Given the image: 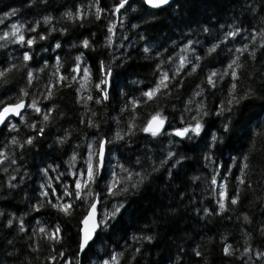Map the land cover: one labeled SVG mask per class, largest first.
Returning <instances> with one entry per match:
<instances>
[{"label": "trees", "instance_id": "trees-1", "mask_svg": "<svg viewBox=\"0 0 264 264\" xmlns=\"http://www.w3.org/2000/svg\"><path fill=\"white\" fill-rule=\"evenodd\" d=\"M118 2L99 0V7L104 11L96 19L97 0H0V36L6 31L11 33L13 24H23L20 31L26 37H36L31 48L11 42V36L0 40V44H6L0 47V71L11 69L0 77V99L9 102L7 98L11 97V102H15L19 90L24 88L28 92L23 97L26 103L36 98L42 110L45 106L53 109L49 121L44 122V133L36 135L32 145L24 141L34 135V130L19 119L8 122L16 125L15 129L6 124L0 130V153H3L0 157V264H60V252L75 264L74 241L84 208L78 206L72 217H64L47 204L55 197L41 193L53 190L60 193L62 184L71 187L75 175H68L66 162L76 152L78 158L73 172L81 171L87 153L86 142L94 136L104 138L115 153L114 168L110 171L104 166L105 177H110L113 171L119 173L118 164L137 172L146 169L151 174L139 191L100 196L98 214L111 211L116 203L124 207L81 254L80 264L97 263L114 251L124 253L120 264H264V255H260L264 253V101L256 98L248 102L243 109V120L234 123L224 139L215 143L211 139L217 129L223 132L222 122L235 119L234 115L230 117L227 104L231 85H236V96L249 87L257 92L264 90V36L261 35L264 0H173L159 10L148 8L142 0H129L130 7L126 5L117 12L114 8ZM77 8L81 13L79 19L75 17ZM66 11L74 15L64 16ZM5 13L9 15L5 17ZM45 16L51 17L47 24L43 21ZM110 22L111 33L108 32ZM32 26L36 32L28 31ZM237 27L241 31L225 39L226 33ZM40 34L46 38L39 40ZM107 36L111 38L106 39ZM85 38L90 42L88 48L80 45ZM57 42L61 45L59 48ZM217 42L216 51L206 56L207 48ZM245 44L247 51L236 53ZM145 47L150 48L147 54L143 51ZM24 51L31 57L27 62L23 60ZM80 53L91 77L84 83L87 91L78 94L79 73L69 70L75 63L74 57ZM182 56L198 65L195 73L189 74L191 64L178 68V57ZM196 56L202 59L196 61ZM233 56H239V79L233 80L227 74L223 79L214 77L215 85H209V73L223 72ZM57 58L59 68L55 67ZM100 61L112 68V75L105 86L109 98L97 104L98 90L92 85L103 76L99 71ZM28 70L34 74L31 85L27 82ZM55 72L75 75L76 79H69L70 87H66L63 81L56 83ZM161 72L170 77L176 73L167 81L169 87L133 109L129 100H146L141 92L153 87ZM47 91L51 96L45 100L43 94ZM195 92L200 95H194ZM88 94L93 96L92 100L87 99ZM201 102L204 105L201 113L208 112L201 117L204 124L201 135L191 140L171 135L174 128L183 126L182 119L185 123L193 122L197 104ZM220 108H224L222 115L217 114ZM157 110L166 117L165 128L157 137H152L139 128ZM23 115L28 124L39 125L42 121V114L32 109L26 108ZM133 115L137 127L128 134L127 124ZM89 120L96 126L89 128ZM117 131L124 137L122 141L115 140ZM66 132V141L57 143V138L64 137ZM253 140L256 151L250 152ZM168 151L174 156L166 160ZM246 152L250 153V167L242 177L245 183L239 185V201L232 205L230 196L236 193L238 185L235 177L240 175V161ZM205 155L211 159H205ZM232 157L236 158L235 163ZM137 158L140 164H136ZM177 160L180 162L176 163ZM152 167L158 170L152 172ZM213 176L217 180L215 185L211 183ZM49 182L51 189L47 187ZM220 184L226 185L229 196L223 212L218 211L217 203ZM93 187L97 191L103 189V179L98 188ZM8 219L13 221L11 226L7 225ZM21 221L23 232L19 231ZM55 225L63 233L60 244L50 245L35 231L38 226L50 230ZM146 235L152 237L151 242L142 239ZM133 236L139 239L133 240ZM225 243L231 245L233 255L223 254ZM245 247L249 248L246 254ZM194 249L201 255L196 256ZM50 256H56V260L48 259Z\"/></svg>", "mask_w": 264, "mask_h": 264}, {"label": "snow or ice", "instance_id": "snow-or-ice-1", "mask_svg": "<svg viewBox=\"0 0 264 264\" xmlns=\"http://www.w3.org/2000/svg\"><path fill=\"white\" fill-rule=\"evenodd\" d=\"M143 3L146 5H149L153 9H160L162 6L168 5L169 0H143ZM129 5V0H119V2L115 5L114 11H120L121 9H125V6ZM104 9L99 7V0H97V7H96V19H100V13L103 12ZM5 17L9 15V13L4 14ZM64 16L72 17L74 14L70 11H66ZM75 17L77 19L81 18V13L79 8H77ZM51 17L45 16L43 17V21L45 24H47L50 21ZM2 23V21H0ZM13 31L11 33L4 32L2 36H0V40H8L11 36V42L26 45L28 48H31L33 44L35 43L36 37L32 36H25L23 32L20 31L24 26L23 24L17 26L16 24H13L12 26ZM133 28L136 27L135 24L132 25ZM36 27L32 26L28 29L29 32H36ZM205 32L208 31L207 28L204 29ZM240 28H235L233 31H229L225 35V39L228 37L235 36L238 32H240ZM108 32H112V25L111 22L108 26ZM50 34V33H49ZM63 31L61 32V35H63ZM261 35L264 36V31L261 32ZM46 37L43 34L38 35L39 40H44ZM110 36H107L106 39H110ZM142 38V37H141ZM255 37H253L254 39ZM189 44L192 43V41L188 42ZM80 45L84 48H88L90 46L89 39H82L80 41ZM6 44H0V47H5ZM61 45L59 42H57L56 47L59 48ZM75 47V45H73ZM219 47V42L213 43L210 47L207 48L205 55H211L216 51V49ZM187 48V45L185 46V49ZM248 45L245 44L243 48H237L236 53H241L243 51H247ZM144 53H149L150 48L145 47L143 49ZM183 51V50H182ZM253 53H249V56H252ZM157 56H159V53H157ZM31 59L29 52L24 51L23 52V60L25 62L29 61ZM171 59V58H170ZM202 57L196 56L195 60L200 61ZM75 63L73 67L69 70L70 73H78L83 69V75L81 79L85 81H89L91 77V72L87 67H84L82 60H83V53H80L74 57ZM239 56H233L231 61L227 64L226 68L223 70V72H216L212 71L209 73L207 77V83L209 85H215L214 77H217L219 79H223L224 75L230 74L233 80H238L239 76L237 73V69L241 67V65L238 63ZM185 64H191V71L189 74L195 73L197 70L198 65L196 63H192L188 60L187 57L182 56L179 61L178 68H182ZM46 67V65H45ZM55 67H60V60L57 58V62ZM157 68L160 67L159 64L156 65ZM10 68H5L2 71H0V77L5 76V73L9 72ZM99 71L103 74V76L98 79V81L92 85L94 88L98 90V95L95 98V102L97 104L101 103L102 100H107L109 98V93L106 90V85L109 84V77L112 75V68L109 65H106L103 61L99 62ZM54 76H56V83L59 84L62 81L65 82L66 87H70V85L67 83L69 79L75 80V75H61L59 72L53 73ZM176 75V73L173 74V77ZM33 71L28 70L27 71V77H28V84H32L33 79ZM168 75L166 72H161L159 79L154 84L153 87H150L146 91L141 92V96L146 98L144 101H140L138 99H130L129 103L131 104V107L135 109L138 104L140 103H147V101L152 100L154 97L157 96L158 93L161 92L162 89H167L169 87L167 81L169 79L173 78ZM49 89L51 88V85L48 86ZM200 85H197V88H199ZM236 88V85L233 84L230 87V98L227 101L228 112L231 116H235V119H229L226 122L221 123V129H223V132H220V129H217L216 132H213L211 135L212 142L215 143L218 140L224 139V136L232 131V126L234 123H239L244 118V111L243 109L247 106L248 102L253 101L256 98H260L262 101H264V90H261L257 92L256 89L249 87L244 90L243 94L236 96L234 94V90ZM20 95L16 97L15 102H11L12 98L8 97L7 100L9 102H5V100L0 99V124H7V126L10 129H15L16 125L8 123V120L11 116H18L20 123L24 124L26 127L34 130V135L29 136L24 143L27 145H32L35 136L36 135H42L45 131L44 128V122L49 121V113L53 111L51 107L45 106V109L42 110L39 106L37 99L33 98L31 103H26L24 100V96L28 95V92L25 91L24 88H21ZM81 91H87L85 88V84L81 83L80 87L77 89V93L79 94ZM194 95H200V92H195ZM51 96V92L47 91L43 94V98L45 100L49 99ZM88 100H92L93 96L91 94L87 95ZM79 102V100L77 101ZM191 99L189 100V103H191ZM127 107V105L125 106ZM32 109L35 113L38 115L42 114V121L39 125L37 124H28L25 120L24 115L22 114V110L24 109ZM204 108L203 103L197 104V115L192 117V121L190 123H185L183 119L181 120V123L183 124L182 127H176L173 129L171 135H174L176 137H180L181 140L188 139L191 140L194 137H198L201 135L202 129L204 128V124L201 122V117L203 115H208L207 111H204L201 113V109ZM124 111V108L121 109V112ZM224 112V108H220L218 110V115H222ZM63 115V113H61ZM95 115V113H93ZM135 115H133L127 124V131L128 134H131L133 132V129L136 128V124L133 122L135 120ZM166 117H164L159 110H157L154 114L150 116V118L147 120V122L139 128L140 131H143L145 133L150 134L152 137H157L161 129L164 126ZM96 125L92 120L88 121V127L92 128ZM218 133H220L218 135ZM67 132L65 133L64 137L57 138V143H64L67 139ZM255 136V134H254ZM116 141H122L124 137L121 135L120 131H117L114 134ZM12 143H17L16 138H12ZM107 143H112V141H107ZM86 148L87 153L84 157V165L82 167V170L78 173L73 172V169L76 167L74 161L77 160L78 154L76 152H73V154L70 156L69 160L66 162L69 165L68 168V175L72 176L75 175L76 179L72 182L71 187H68L66 185H61L62 191L60 193L56 192L55 190L51 191V193L48 192H42V196H49L55 197V200L49 199L47 201V204L52 209L56 210L58 213L62 214L64 217H72L74 213L76 212V209L78 206H82L84 208V211L80 213L79 219H78V230H77V238L74 241V243L77 246V251L75 253V264H80L79 257L81 256V253H85L87 249H89L92 246V243H94V237H96L99 233V231L102 228H106L108 226V222L111 219H115L117 214L121 212V209L124 207L122 203H116L113 204L111 211H106L102 216L97 215V205L99 203V198L102 194H105L110 197H114L116 195H126L129 192H136L139 191L141 186L145 184V182L148 180L150 176V172H148L146 169L142 171H133L132 169L125 167L124 165L118 164L117 166L120 168V172L117 173L113 171L111 173L110 177H105L104 175V163H105V155H106V141L102 137H93L92 140H89L86 142ZM256 151L255 149V140L252 141V144L250 146V152ZM3 156V153H0V157ZM174 154L172 151H168L167 158L173 157ZM180 159H183L181 157ZM205 159H211L210 156L205 155ZM233 162H236V158L232 157ZM166 160L161 161V164L165 163ZM250 153L246 152L240 161L239 165V172L240 175H237L235 177L236 181L238 182L237 185V191L235 194L230 196V203L232 205H236L239 201V185L244 184L245 180L242 178L246 174V170L250 167ZM180 160H177L176 163H179ZM141 161L139 158L136 160V164H140ZM175 166V165H173ZM50 167V166H49ZM158 168L152 167L151 171L156 172ZM41 172L47 175V172L45 169H41ZM103 179L104 187L100 191H97L96 188L93 187V185H96L97 188L99 187L100 181ZM211 183L215 185L217 183L216 177L213 176ZM119 186V187H118ZM43 188L44 186L41 185ZM48 188H52L51 183L49 182L47 184ZM229 199L228 193L226 192V185L220 184L219 185V198H218V211L223 212L226 211V200ZM42 206V205H41ZM36 208V206H33ZM38 210V208H36ZM205 212H208V209H204ZM2 215V214H0ZM244 220L247 221L248 217L245 215ZM39 223V222H38ZM13 224L12 219H8L7 225L11 226ZM24 226L23 222L21 221L19 231L23 232ZM35 231H38L41 233L47 241H49L50 245L60 244L63 242V233L59 225L53 226L50 230L43 227L38 226ZM35 231L33 235H35ZM133 240H138L139 238L136 236L132 237ZM142 239L151 242L152 237L151 236H143ZM138 252L139 249H136ZM196 256H200L201 253L194 249L193 250ZM223 254L226 256L233 255V250L231 248V245L225 243L222 246ZM249 252V248L245 247L243 250V253L246 254ZM62 259L60 264H72V258L66 257L64 252H60L58 254ZM124 255L123 252H112L111 256L108 259H104L101 264H120L121 257ZM260 255H264V253H261ZM48 259L55 261L56 256H50Z\"/></svg>", "mask_w": 264, "mask_h": 264}, {"label": "rangeland", "instance_id": "rangeland-1", "mask_svg": "<svg viewBox=\"0 0 264 264\" xmlns=\"http://www.w3.org/2000/svg\"><path fill=\"white\" fill-rule=\"evenodd\" d=\"M181 57H178V60H180ZM79 73V81L80 83H85V80L81 79L82 75H83V69H81ZM106 155H105V163H104V166L108 169V170H112L114 168V161L115 160V153H114V150L111 149L109 146L106 145ZM79 172V171H78ZM77 172V173H78ZM76 179V176L74 177V180ZM98 216H102L101 214H98ZM111 255L109 256H106V257H103L102 259H100L97 263L94 261H90L89 264H101V262L104 260V259H108Z\"/></svg>", "mask_w": 264, "mask_h": 264}, {"label": "water", "instance_id": "water-1", "mask_svg": "<svg viewBox=\"0 0 264 264\" xmlns=\"http://www.w3.org/2000/svg\"><path fill=\"white\" fill-rule=\"evenodd\" d=\"M143 1V0H142ZM173 0H169V4L172 2ZM168 4V5H169ZM168 5H165V6H162V8H165L166 6H168ZM145 6H147L148 8H150V9H153V8H151L149 5H146L145 4ZM162 8H160V9H162ZM153 10H159V9H153ZM25 110L26 109H24V110H22V114H24V112H25ZM15 119H19V117L18 116H11L10 118H9V120H8V122H10V121H12V120H15ZM6 126V124H0V130L3 128V127H5ZM165 128V123H164V126H163V128L161 129V131H163V129ZM97 211V210H96ZM97 215H98V211H97ZM94 239H95V237H94ZM82 254V253H81Z\"/></svg>", "mask_w": 264, "mask_h": 264}]
</instances>
